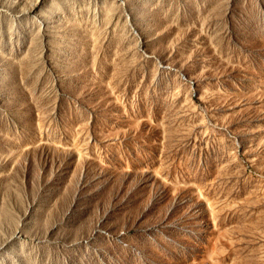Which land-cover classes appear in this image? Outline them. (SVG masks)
Wrapping results in <instances>:
<instances>
[{
  "label": "rangeland",
  "instance_id": "obj_1",
  "mask_svg": "<svg viewBox=\"0 0 264 264\" xmlns=\"http://www.w3.org/2000/svg\"><path fill=\"white\" fill-rule=\"evenodd\" d=\"M0 264H264V0H0Z\"/></svg>",
  "mask_w": 264,
  "mask_h": 264
}]
</instances>
